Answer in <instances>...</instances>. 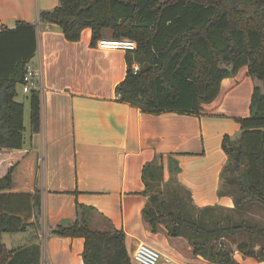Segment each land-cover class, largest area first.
<instances>
[{"label": "trees", "instance_id": "obj_1", "mask_svg": "<svg viewBox=\"0 0 264 264\" xmlns=\"http://www.w3.org/2000/svg\"><path fill=\"white\" fill-rule=\"evenodd\" d=\"M38 19L57 26L68 42H77L84 29L91 31V47L104 39L133 41L136 48L125 53L126 73L115 94L148 115L199 116L218 96L221 81L246 67L260 86L253 89L249 116L236 119L239 136L221 142L227 160L218 195L231 197L234 208L194 206L174 176L164 181L158 156L142 169V219L153 235L162 225L168 237L184 238L192 255L209 264H240L235 253L264 262V228L236 220L251 208L264 210V0H58ZM36 50L34 25L0 29V238L34 230L27 246L9 250L0 241V264L41 259L40 243H32L40 232L41 199L33 178L38 154L23 150L24 109L15 100ZM28 101L34 135L40 130L38 92L31 91ZM76 208L73 223L57 225L49 235L82 239L83 264H132L123 231H93V208Z\"/></svg>", "mask_w": 264, "mask_h": 264}, {"label": "crops", "instance_id": "obj_2", "mask_svg": "<svg viewBox=\"0 0 264 264\" xmlns=\"http://www.w3.org/2000/svg\"><path fill=\"white\" fill-rule=\"evenodd\" d=\"M57 5L58 0H0V29L18 23L36 27L37 50L29 63L42 73L40 130L25 137L23 150L38 154L33 178L41 199L40 232L32 243H40L41 259L83 264L82 239L49 235L55 226L73 223L79 204L93 208L91 230L123 231L129 257L143 243L170 260L163 264H209L193 256L184 239L149 232L142 219L147 204L142 169L161 156L164 181L174 176L194 206L233 209L231 197L218 195L227 160L221 142L224 136H239L236 119L249 116L253 89L260 84L243 67L221 81L218 96L199 116L144 114L115 94L126 73L125 52L91 47L90 29L68 42L57 26L39 21L40 11ZM33 233L28 228L3 234L0 241L9 250L27 246ZM234 258L240 264H264L238 253Z\"/></svg>", "mask_w": 264, "mask_h": 264}, {"label": "built area", "instance_id": "obj_3", "mask_svg": "<svg viewBox=\"0 0 264 264\" xmlns=\"http://www.w3.org/2000/svg\"><path fill=\"white\" fill-rule=\"evenodd\" d=\"M96 48L105 51H119L126 53L134 51L136 45L133 41L128 39H104L96 43ZM133 70L135 72L137 71L136 65L133 67ZM42 84V73L40 68L28 63L25 66L23 81L20 85L22 93L28 95L31 91H36L40 98V95L44 91ZM117 98H119V96H117ZM41 238L44 239L45 235L42 234ZM130 260L132 264H159L161 261L164 263H170L168 258L163 259L158 251L143 243H139L136 246L130 256ZM40 264H49V262L45 257H42V259H40Z\"/></svg>", "mask_w": 264, "mask_h": 264}, {"label": "rangeland", "instance_id": "obj_4", "mask_svg": "<svg viewBox=\"0 0 264 264\" xmlns=\"http://www.w3.org/2000/svg\"><path fill=\"white\" fill-rule=\"evenodd\" d=\"M134 66H135V64L133 65V67ZM253 80L255 83H257V80H255V79H253ZM16 94H17L16 100L18 102L22 103L24 106V137L28 138L30 135L28 95H25L22 93L21 86H18V88H16ZM167 189H168V191L166 193V197H168L171 200V198L174 197L173 192L171 190L172 187L167 188ZM238 219L245 220L252 225L256 224L259 227L264 228V210L261 208H258V207L251 208L248 212L242 213V215L236 216V220H238ZM158 231L160 233H164L167 235L166 229L162 225L158 226ZM182 239H184V238H182ZM42 242H43V239H42ZM177 243H178V241H177ZM159 264H163V263H159Z\"/></svg>", "mask_w": 264, "mask_h": 264}]
</instances>
